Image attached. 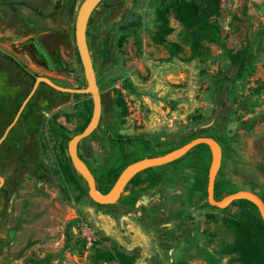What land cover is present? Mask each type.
<instances>
[{
	"label": "rangeland",
	"instance_id": "1",
	"mask_svg": "<svg viewBox=\"0 0 264 264\" xmlns=\"http://www.w3.org/2000/svg\"><path fill=\"white\" fill-rule=\"evenodd\" d=\"M54 1L0 0V47L38 75L86 87L75 36L83 0H65L52 18L24 4L48 13ZM174 1L102 0L92 12L87 40L102 98L99 125L149 135L162 148L213 137L225 146L218 179L264 199V0H219L211 17L219 36L203 40L200 54L192 51ZM162 7L173 30L159 43ZM172 43L180 48L171 50ZM243 48V62L233 63L231 55ZM33 85L0 57V137ZM92 113L91 94L40 83L3 141L0 264H264V240L245 229L237 207L208 205L197 184L201 156L195 150L140 191L134 204L98 205L68 152ZM78 150L96 174L119 157L118 146L98 131ZM129 151L142 153L137 145ZM66 163L75 180L65 177ZM244 236L246 247L238 242Z\"/></svg>",
	"mask_w": 264,
	"mask_h": 264
},
{
	"label": "trees",
	"instance_id": "2",
	"mask_svg": "<svg viewBox=\"0 0 264 264\" xmlns=\"http://www.w3.org/2000/svg\"><path fill=\"white\" fill-rule=\"evenodd\" d=\"M220 2L219 0H175L172 3V7L176 13V17L182 22L185 29L192 39L191 47L195 54H200L202 49V41L206 40L214 42L219 36L220 29L217 23L211 21V17L216 15L219 11ZM36 14L43 17H55L65 7V0H58L55 4V8L52 12L46 14L38 6H30ZM158 31L155 35L157 42L162 43L166 41V37L172 32L173 28L170 26L168 18L167 7H162L158 10L157 14ZM180 48L178 43L171 44V50ZM248 53L247 48L238 50L236 53L231 55V60L235 64L243 62L246 54ZM0 56L15 65L16 68L22 70L28 77H31L34 81L38 76L37 73L33 72L21 59L11 52L6 51L0 47ZM90 118H88L87 124ZM87 126V125H86ZM85 126V127H86ZM84 130V129H83ZM95 131L100 132L103 139H109L118 146L119 157L117 161L109 166L108 169L103 171L101 174L93 172L96 178L97 189L101 193H107L115 184L117 178L123 169L130 163L143 159L145 157H153L164 155L175 148L189 142L190 140L199 137L192 136L180 146L162 148L159 144L155 143L152 137L146 134H120L113 130H103L100 125ZM221 144V143H220ZM131 145L140 146L142 153L138 156L132 155L129 151ZM222 152L224 154L225 146L221 144ZM197 151L201 156L198 162L197 171V184L204 189V195L208 196V174L212 160L211 149L209 145L201 143L196 145L183 157L157 167H152L135 174L127 183L124 189V193L118 202H131L134 204L138 198V193L142 190L150 189L156 186L160 181L166 177L165 170L174 164L185 159L191 151ZM208 153V156L206 154ZM81 156V154H80ZM223 156V155H222ZM82 157V156H81ZM83 158V157H82ZM64 175L67 179L75 180V171L66 163L63 169ZM145 174V175H144ZM78 178L83 177L78 173ZM240 190L236 187H227L225 183L218 179V174L215 182V199L220 200L224 197L223 192L230 194ZM129 197V200L126 198ZM98 205H102L97 203ZM208 205L210 203L208 202ZM237 207V215L240 217L244 224L245 229H248L257 240H264V221L261 217L260 211L256 204L247 198H239L224 209L227 210L229 207ZM239 244L246 247L249 244V239L243 237L239 239Z\"/></svg>",
	"mask_w": 264,
	"mask_h": 264
},
{
	"label": "water",
	"instance_id": "3",
	"mask_svg": "<svg viewBox=\"0 0 264 264\" xmlns=\"http://www.w3.org/2000/svg\"><path fill=\"white\" fill-rule=\"evenodd\" d=\"M101 2L102 0H83V2L80 5L76 19V25H75L76 43L79 51V56L81 58V62L84 68L85 78L87 80V86L83 88L69 87L58 84L56 81H54L52 78L46 75H38L35 79L33 88L31 89L30 93L22 103L13 121L8 125V127L5 129L4 133L0 137V147L2 145V142L5 140L8 133L10 132V130L13 128V126L19 119L25 105L30 100L32 95L35 93L40 83H45L56 90L66 93L91 94L93 99L92 117L89 123L87 124V126L84 128V130L75 134L69 140L68 152L74 168L86 180L88 185L89 195L96 203L99 204L117 203L121 198L122 194L124 193V189L128 181L135 174L140 173L141 171L148 168L171 163L183 157L196 145L205 143L209 145L212 154V160L208 174V186H207L208 202L211 205L217 206L219 208H225L228 205H230L232 201L236 199L247 198L256 204V206L260 211L261 217L264 221V199L254 191L247 189H240L236 192L225 195L220 200L215 199V182L218 171L221 167L223 152H222V146L219 143V141H217L215 138L210 136L196 137L164 155L145 157L143 159L134 161L123 169V171L120 173L119 177L117 178L115 184L107 193H101L98 191L96 178L93 172L91 171V169L89 168L88 164L86 163V161L80 156L78 145L82 139L90 136L97 129L100 123L101 113H102L101 92L98 85L97 75L87 40V27L90 16L94 11V9ZM4 181H5L4 177L0 175V187L3 185Z\"/></svg>",
	"mask_w": 264,
	"mask_h": 264
},
{
	"label": "flooded vegetation",
	"instance_id": "4",
	"mask_svg": "<svg viewBox=\"0 0 264 264\" xmlns=\"http://www.w3.org/2000/svg\"><path fill=\"white\" fill-rule=\"evenodd\" d=\"M57 1H58V0H55V1H54L53 10H54V8H55V4H56ZM24 4H25L26 6H28V7H29L34 13H35V11H34L30 6H38V7L42 10V8H41L38 4H33V3H30V2H25ZM42 11H43V10H42ZM43 12H44V11H43ZM44 13H46V12H44ZM35 14H36V13H35ZM46 14H48V13H46ZM36 15H38V14H36ZM39 16H40V15H39ZM42 17H43V16H42ZM0 57H1V56H0ZM2 58H3V57H2ZM5 60H6V59H5ZM8 62H9V61H8ZM10 63H11V62H10ZM30 78H31V77H30ZM34 82H35V81H34ZM35 92H36V91H35ZM29 93H30V92H29ZM29 93H28V94H29ZM34 94H35V93H34ZM34 94H33V95H34ZM33 95H32V97H33ZM27 96H28V95H27ZM27 96H26V97H27ZM32 97L30 98V100L32 99ZM25 99H26V98H25ZM25 99H24V100H25ZM30 100H29V101H30ZM29 101H28V102H29ZM23 102H24V101H23ZM23 102H22V103H23ZM28 102H27V103H28ZM21 105H22V104H21ZM26 105H27V104H26ZM26 105H25V106H26ZM20 107H21V106H20ZM18 110H19V109H18ZM17 112H18V111H17ZM16 114H17V113H16ZM20 116H21V115H20ZM14 117H15V116H14ZM14 117H13V119H14ZM13 119H12V121H13ZM2 143H3V142H2Z\"/></svg>",
	"mask_w": 264,
	"mask_h": 264
},
{
	"label": "crops",
	"instance_id": "5",
	"mask_svg": "<svg viewBox=\"0 0 264 264\" xmlns=\"http://www.w3.org/2000/svg\"><path fill=\"white\" fill-rule=\"evenodd\" d=\"M54 5V4H53ZM53 11V10H52ZM52 11H50V12H52ZM50 12H48V13H50Z\"/></svg>",
	"mask_w": 264,
	"mask_h": 264
}]
</instances>
